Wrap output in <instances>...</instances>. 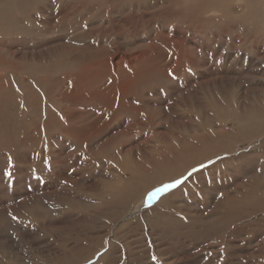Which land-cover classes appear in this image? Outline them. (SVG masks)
Instances as JSON below:
<instances>
[{"label": "rangeland", "instance_id": "rangeland-1", "mask_svg": "<svg viewBox=\"0 0 264 264\" xmlns=\"http://www.w3.org/2000/svg\"><path fill=\"white\" fill-rule=\"evenodd\" d=\"M62 13L64 16H61ZM182 33L184 36H181ZM117 56H119V58L115 60L114 57ZM113 60L118 61L119 64L113 66L115 63ZM177 61L180 63L178 64ZM200 61L201 64H197L200 63ZM176 65L178 67H175ZM193 65L195 67H193ZM93 67H96V70H92ZM182 67L185 68L183 69ZM174 69H177V71ZM173 71H176L177 75ZM179 71H181V73ZM96 72L106 77L105 83L108 89L111 88L114 91H121L119 92V96L125 101L127 107L123 112L118 109L113 112L109 109V111L107 106L106 111L103 105L95 102H92L94 104V107H92L93 104L91 102L73 103L65 98L67 94H72L74 90L80 89L79 86L76 85V82H81L82 78H87L88 75H92V73L94 75ZM142 73L145 74L143 78L139 79V83L134 86V90L130 93H126L128 84L134 80L135 76H139V74ZM211 74L212 76H210ZM0 75V236H2L3 240L9 241H11L13 237H17L21 242L20 244H22L19 250L18 248L16 249L15 245H12L10 250V247H6V249L0 247V250L3 248L4 256H7L6 260L3 259L0 261L1 264H14L10 261V258L15 253H19L18 255L20 257L18 262L20 264H36L37 259L42 260V263L38 262L37 264H44V262L45 264H52L51 261L46 262L48 258L54 256V251L48 249V246H50L48 239L49 237L52 238V235L47 231V226L52 227V219H54L56 212L61 211L59 210L60 207L75 209L74 207L82 206L84 209H92L94 205L91 201L94 200V197H100L102 195L104 190L103 184L106 181H112L110 175H117L115 173L119 170H124V168L125 171H127L126 168L130 166L129 163L131 164V162L135 161L137 164H141L139 166L148 170L156 168L155 166L164 160V162L158 166L163 165L166 158V160L176 159L173 149L176 146L178 148V145H181V143L193 145L203 140L206 145L207 140L210 141L211 139L215 142L213 141L214 143H212V141H208V146L212 144L210 149H214H212V152L208 147L212 153L208 159L206 158L207 160H204V163H202L203 160L199 159L197 160L198 163L192 167L190 166V169H187L188 171L182 176L175 180L160 183L157 188H162L164 185L170 184H175V186L169 188L166 192L160 193L156 199H148L146 195H148L147 193H149L150 190L145 193L146 195L143 196L141 199L142 201L139 202V205L136 207L140 212V216H137L139 219L135 221L134 226L121 223L125 227L120 228L118 220L112 223L113 225L111 226L110 220L112 218L109 216L113 215H109L106 219L108 227L104 229L106 231L109 230L105 238L106 244L88 260L89 263L84 262L83 264H94L99 258L97 256L110 251L112 244L119 247L121 250V253L115 254L116 262H118L113 264H119V262L124 259L123 257L126 256H130L129 259L133 262L134 257L131 255L133 242H136L137 245L139 244V247L141 246L140 251H144V254L140 252L141 256L144 255L142 257L144 259L142 264H173V262L174 264H241L242 262H244V264H251L253 261V264L264 263V256H262L264 255V189H262L260 193L261 198L259 197L257 201H244L246 202L245 205H239L240 212L237 211L235 214L229 213L225 221H223L222 218L220 219V214L218 212L219 204L228 203L232 205L238 198V192H241L240 194L242 195V192L249 191L248 185L251 181L253 182L256 180L264 188V160H261L264 159L263 133H259L258 136L259 139L261 138L260 140L262 142L259 144V148L256 143L257 141L255 143H250L248 140L239 141L235 145L237 150L233 151L225 149L226 145L223 144L224 142L229 143L230 141L234 145L235 138L237 140L236 133L239 131V127L245 128L248 131L253 128V120L250 115L256 113L254 110H257L259 113L263 112L260 113L262 119H259V123L263 122L264 124V0H0ZM176 76L177 79H175ZM210 80L214 83H210ZM96 81V86L94 88L92 87L93 90H96L99 86V79ZM113 82L115 83L113 84ZM118 83V88L115 89ZM208 84L210 85L208 86ZM192 85L193 87H191ZM251 85L254 87L252 86L251 88ZM188 86H190V89ZM243 86L245 88H243ZM186 87H188V89ZM166 90L169 92L167 93ZM139 91L140 93H138ZM57 96L58 98L60 96V98L58 99ZM211 97L214 100L211 99ZM229 97L231 98L232 107ZM165 98L167 99L165 100ZM174 98L177 99V102ZM203 99H205V101H203ZM158 100L161 101L159 102ZM179 100L181 102L185 101V104L179 102ZM210 101L212 106L210 104V108H208L207 106H209V104L207 105V103H210ZM219 101L221 102L219 103L221 106L217 104ZM193 102H195V106L197 107L193 105ZM228 102L229 104H227ZM136 104L140 105L138 106ZM143 104L146 105L147 108ZM95 105L98 107L97 109ZM87 106H90L91 109H88L89 107ZM222 106L224 107L222 108ZM244 106L246 107L245 112L248 116L247 119L231 120L235 114L232 113L234 109L236 110L237 107V111L235 112L239 111L238 113L241 115L240 111ZM229 107L233 108V110ZM92 108L95 109L94 113H96V116L93 114L92 111H94V109ZM140 108H142L143 111H141L142 109ZM163 109L166 112L164 111L163 113ZM211 109H213V113ZM158 110H160V112ZM229 110L232 111L230 112ZM96 111L100 112L102 117L106 116L103 117L104 120L100 118V113L98 115ZM102 111L106 113H102ZM152 111L154 113H151ZM156 111L159 117L156 116ZM180 112H182L183 115ZM170 114L172 115L170 116ZM125 115L127 117H125ZM216 115L217 121L214 118ZM225 115L227 118H224ZM97 116H99V118H96ZM188 116L189 119H187ZM107 117L109 119H107ZM143 117L146 120L143 121ZM177 117H180V119ZM149 118L153 121V124L148 120ZM212 118H214L213 121L218 122H215L218 125L213 123ZM112 119L115 121L112 122ZM133 120L135 121L133 122ZM139 120L140 122L135 123ZM128 121H130V123ZM88 122H92L90 124L91 126H89ZM154 122L156 124H154ZM137 126L139 128H137ZM130 128L134 129V131ZM162 128L165 129L162 131ZM157 129L161 132H158ZM260 129L264 132V125L260 126ZM64 130L68 133L66 134ZM102 130L103 133L101 132ZM125 130L126 132H124ZM151 130L152 132L155 130L154 132L156 133H150ZM222 130H224V132L232 130V133L230 132L229 135L230 138L232 137L231 140L228 136H226L227 138L219 136ZM233 131H235V133H233ZM200 132H203V136H200ZM94 133L95 135H92ZM130 133L132 134L130 135ZM159 133L161 134L158 135ZM194 133L198 134L200 137ZM142 135L143 137H141ZM145 135L148 136L146 137ZM196 137H199L198 140ZM203 137L206 138L204 139ZM200 138H202V140H199ZM178 139L180 140L178 141ZM191 139L194 140L192 141ZM167 141L168 143L166 144ZM186 141L188 143H186ZM39 143L41 146H39ZM138 143H140V146ZM81 144L86 145V147L84 145L81 146ZM255 146L257 150L252 151L256 149ZM222 147L223 150L225 149V151H227L224 152ZM216 148H218V150H216ZM80 150L83 151L81 152ZM112 151L113 153H111ZM261 151L263 153H261ZM125 153L127 156L124 155L122 157ZM71 154L73 156H71ZM39 155L41 157H38ZM102 155L105 157L102 158ZM91 156L92 160L89 159ZM172 156L174 157L171 158ZM232 156H235V159ZM70 157L72 158L69 159ZM158 157H160V159ZM230 157L233 159L230 160ZM239 157H243L240 159L245 162L244 164H246L247 167L249 166L248 169L251 168L249 171H246V174L241 171L243 175L240 170L237 169L241 162L238 160ZM247 157L250 161L246 160ZM50 158H53V160H50ZM73 158L75 160H73ZM226 158L228 159L227 162L224 160ZM44 159H46V161ZM109 161L112 163H109ZM52 162L54 163L52 164ZM219 162L222 163L219 164ZM143 163H145V165ZM147 163H150L149 166ZM227 163L228 165H233V167L231 166L230 168ZM59 164L61 165L60 167L58 166ZM108 165L109 167H107ZM255 165L258 167L256 168ZM260 165L262 167H260ZM235 166L237 170L234 168ZM259 167L262 169L260 170ZM208 168L209 170L207 171ZM228 169L229 171H227ZM79 170L82 172H79ZM102 170L108 174L103 173ZM233 171L236 172L237 175L233 173ZM8 173H11V175H8ZM205 173H207V175ZM209 174L210 177L212 176V179L209 177ZM229 176L230 178H228ZM239 177L242 178L244 182L241 181L242 179H239ZM187 180L193 183L190 182L191 186L189 184L187 188H183L188 182ZM177 181H180V183H176ZM212 187L216 188L213 189ZM211 189H213V191ZM216 189L219 191H216ZM172 190L175 196L176 191L178 192L177 198L179 200L177 199L178 202L174 205H179L180 214L182 218L185 219H183L185 228L193 229L194 231L197 230V227H200L201 230L211 228V231L208 230V233L203 230L205 232L204 234L207 236L206 239L196 241V243H186V246L184 245L183 249L178 252L177 255L165 253L163 248L159 247V245H161L160 237L151 234L153 232L150 230L149 222H147L148 219L144 214V211L154 206L162 195L169 193V191L172 192ZM192 193H195L194 195H196V197ZM209 195H211V197ZM249 196L250 195H245L244 199H248ZM212 197L214 198L213 201ZM36 202H38V205L35 204ZM47 203L50 205L45 206ZM55 205H57V207H55ZM249 210L253 211L251 212ZM235 215L238 218L237 221H234ZM100 220L104 219L100 218ZM42 222H44L45 225H43L44 223L42 224ZM46 222H48L49 225ZM143 222L146 225H143ZM28 224H35L36 227L41 228V231L31 234L29 232L30 230L26 227ZM87 224L91 228L95 227L93 223ZM232 224H234V226ZM219 226L222 230H220ZM100 227L95 228L96 231L100 230ZM43 230L48 233H45ZM126 235L127 237H124ZM152 239L156 241L155 244ZM145 240L147 241L146 243ZM30 241L35 247L30 244ZM87 241L88 240L85 239L84 243L89 245L90 242ZM138 241L140 243H138ZM203 242L204 244H202ZM214 242H217L216 245ZM243 242H246V244L242 245ZM260 243H262V245ZM60 244L63 246L62 242H60ZM208 247L210 249H208ZM87 249L79 255V258L74 256V261H82L81 259L91 252V250ZM84 253L85 255H83ZM36 257L38 258L36 259ZM252 257L253 259H251ZM120 258L123 259L121 260ZM4 261L7 262L5 263Z\"/></svg>", "mask_w": 264, "mask_h": 264}, {"label": "bare ground", "instance_id": "bare-ground-1", "mask_svg": "<svg viewBox=\"0 0 264 264\" xmlns=\"http://www.w3.org/2000/svg\"><path fill=\"white\" fill-rule=\"evenodd\" d=\"M63 2V1H62ZM64 3V2H63ZM167 4V3H166ZM62 5H65V4H62ZM242 5V4H241ZM68 7V6H67ZM130 7V6H129ZM60 8V7H59ZM58 8V9H59ZM63 8V7H62ZM65 8V7H64ZM61 9V8H60ZM67 9V8H66ZM64 10V9H63ZM61 11V10H60ZM66 11H68V10H66ZM69 12V11H68ZM67 12V13H68ZM217 12V11H216ZM63 15V13L61 14V16ZM67 15H69V14H67ZM153 15V14H152ZM162 15V14H161ZM166 15V14H165ZM169 15V14H168ZM64 16V15H63ZM171 16H172V14H171ZM56 17V16H55ZM169 17V16H168ZM170 18H172V17H170ZM177 18V17H176ZM58 19V18H57ZM160 19V18H159ZM168 19V18H167ZM158 20V19H157ZM169 22V21H168ZM60 23V22H59ZM184 25V24H183ZM56 26V25H55ZM176 26V25H175ZM181 26V25H180ZM121 27V26H120ZM175 30V29H174ZM180 30V29H179ZM172 32H174V31H172ZM184 32V31H183ZM141 33V32H140ZM171 33V32H170ZM131 34V33H130ZM161 34V33H160ZM169 34V33H168ZM172 34V33H171ZM170 34V35H171ZM134 35V34H133ZM176 35H177V33H176ZM130 36V35H129ZM135 36V35H134ZM178 36V35H177ZM181 36H184L183 35V33H182V35ZM85 37H87V36H85ZM163 37V36H162ZM179 38H180V36H179ZM184 38V37H183ZM181 39V38H180ZM185 39V38H184ZM141 40V39H140ZM156 40V39H155ZM120 41V40H119ZM61 44V43H60ZM89 44V43H88ZM150 44V43H149ZM191 44V43H190ZM108 47V46H107ZM196 47V46H195ZM119 48V47H118ZM68 49V48H67ZM147 49V48H146ZM198 49V48H197ZM196 49V50H197ZM66 51V50H65ZM64 51V52H65ZM119 51V50H118ZM120 51H123V50H120ZM125 53V52H124ZM123 53V54H124ZM145 53V52H144ZM116 54V53H115ZM134 56V55H133ZM149 56V55H148ZM157 56V55H156ZM131 57V56H130ZM145 57V56H144ZM195 57V56H194ZM117 58H119V56H117V57H114V59L116 60ZM127 58V57H126ZM129 58V57H128ZM149 58V57H148ZM130 59V58H129ZM115 60H113V62H115L114 64H113V66H115V65H117V64H119V62L118 61H115ZM135 60V59H134ZM154 60V59H153ZM163 60V59H162ZM169 60V59H168ZM187 60V59H186ZM190 60H191V58H190ZM193 60V59H192ZM193 61H195V60H193ZM142 62H144V61H142ZM149 62V61H148ZM189 62H191V61H189ZM204 62V61H203ZM150 63V62H149ZM149 63H147V64H149ZM158 63V62H157ZM160 63V62H159ZM177 63H178V61H177ZM180 63V62H179ZM178 63V64H179ZM197 63V62H196ZM100 64V63H99ZM137 64V63H136ZM177 64V65H178ZM197 64H201V61H200V63H197ZM165 65V64H164ZM174 65H175V63H174ZM175 66V67H178V66ZM195 65V64H194ZM193 65V67H195ZM90 66V65H89ZM169 66V65H168ZM98 67V66H97ZM174 67V66H173ZM187 67V66H186ZM188 67H189V65H188ZM206 67H207V65H206ZM77 68V67H76ZM83 68V67H82ZM96 67H93L92 68V70H96L95 69ZM150 68V67H149ZM183 68V67H182ZM185 68V67H184ZM183 68V69H184ZM181 69V68H180ZM179 69V70H180ZM209 69V68H208ZM154 70H155V68H154ZM165 70V69H164ZM174 70H176L177 71V69H174ZM206 70V69H205ZM248 70V69H247ZM84 71V70H83ZM86 71V70H85ZM126 71V70H125ZM133 71V70H132ZM153 71V70H152ZM167 71V70H166ZM174 72L176 75H177V72ZM183 71V70H182ZM185 71H187V70H185ZM3 72V71H2ZM101 72V71H100ZM136 72V71H135ZM171 72V71H170ZM180 73H181V71H179ZM240 72V71H239ZM247 72V71H246ZM129 73V72H128ZM179 73V74H180ZM124 74V73H123ZM144 74L145 73H142V74H139V76H135V78H134V80L133 81H131L129 84H128V88H127V91H126V93H130L131 91H133L134 90V86H136L138 83H139V79L140 78H143V76H144ZM170 74H172V73H170ZM253 74V73H252ZM126 75V74H125ZM128 75V74H127ZM148 75V74H147ZM206 75V74H205ZM204 75V76H205ZM207 75H209V74H207ZM215 75V74H214ZM240 75V74H239ZM248 75V74H247ZM1 76V75H0ZM166 76V75H165ZM170 76V75H169ZM174 76V75H173ZM172 76V77H173ZM180 76V75H179ZM210 76H212V74L210 75ZM3 77V76H2ZM74 77V76H73ZM120 77V76H119ZM122 77H124V76H122ZM161 77V76H160ZM163 77V76H162ZM186 77V76H185ZM229 77V76H228ZM241 77V76H240ZM246 77V76H245ZM80 78H81V76H80ZM96 78H98L99 79V81H98V84H99V86L97 87V89L96 90H93L92 89V87L94 88L95 86H96V84H95V81L96 80H98V79H96ZM125 78V77H124ZM129 78V77H128ZM131 78V77H130ZM159 78V77H158ZM165 78V77H164ZM168 78V77H167ZM170 78V77H169ZM210 78V77H209ZM232 78V77H231ZM248 78V77H247ZM253 78V77H252ZM255 78V77H254ZM106 77H104V75L103 74H101V73H99V72H96L94 75H93V73H92V75H88V77L86 78V77H84V78H82V80H81V82H76V85H78L79 86V88L80 89H76V90H74L73 92H72V94H67V96L65 97V98H67V99H69L70 101H72L73 103H79V102H95V103H99L100 105H103V108H105V110H106V106L108 107L107 109L109 110V109H111L112 110V112L113 111H116V109H118V110H122V112H123V110L125 109V108H127L126 107V105H125V101L122 99V97L121 96H119V92H121L120 90H119V92H118V90H112L111 88H109L108 89V86L106 85ZM114 79V78H113ZM112 79V80H113ZM175 79H177V76H176V78ZM194 79V78H193ZM218 79V78H217ZM229 79V78H228ZM74 80V79H73ZM126 80V79H125ZM170 80V79H169ZM207 80V79H206ZM220 80V79H219ZM224 80V79H223ZM251 80V79H250ZM75 81H77V80H75ZM108 81V80H107ZM119 81V80H118ZM124 81V80H123ZM172 81V80H171ZM226 81V80H225ZM230 81V80H229ZM233 81H235V80H233ZM249 81V80H248ZM97 82V81H96ZM120 82V81H119ZM125 82V81H124ZM169 82V81H168ZM189 82V81H188ZM252 82V81H251ZM73 83V82H72ZM115 82H113V84H114ZM174 83V82H173ZM202 83V82H201ZM210 83H212L211 82V80H210ZM214 83V82H213ZM212 83V84H213ZM254 83V82H253ZM252 83V84H253ZM256 83V82H255ZM190 84V83H189ZM193 84V83H192ZM236 84V83H235ZM259 84V83H258ZM75 85V86H76ZM118 85H119V83L117 84V86L115 87V89H117L118 88ZM184 85V84H183ZM188 85V84H187ZM210 84H208V86H209ZM254 85V84H253ZM253 85H251V88H252V86ZM77 86V87H78ZM139 86V85H138ZM186 86V85H185ZM200 86V85H199ZM202 86V85H201ZM255 86V85H254ZM253 86V87H254ZM76 87V88H77ZM170 87V86H169ZM189 87V89H190V86H188ZM188 87H186L187 89H188ZM191 87H193V85L191 86ZM196 87V86H195ZM206 87H207V84H206ZM197 88V87H196ZM215 88H217V87H215ZM243 88H245L244 86H243ZM263 88V87H262ZM170 89V88H169ZM176 89V88H175ZM183 89V88H182ZM192 89V88H191ZM208 89H209V87H208ZM220 89V88H219ZM218 89V90H219ZM246 89H248V88H246ZM260 89H261V87H260ZM139 90V89H138ZM183 90H185V89H183ZM211 90V89H210ZM214 90V89H213ZM216 90V89H215ZM167 91V90H166ZM190 91V90H189ZM194 91V90H193ZM201 91V90H200ZM217 91V90H216ZM169 91H167V93H168ZM170 92H171V90H170ZM188 92V91H187ZM197 92V91H196ZM249 92V91H248ZM138 93H140V91L138 92ZM137 93V94H138ZM180 93V92H179ZM183 93V92H182ZM198 93H199V91H198ZM215 93H218V92H215ZM239 93V92H238ZM166 94V93H165ZM171 94V93H170ZM177 94V93H176ZM181 94V93H180ZM184 94H185V92H184ZM188 94V93H187ZM189 94H190V92H189ZM212 94V93H211ZM211 94H209V95H211ZM124 95V94H123ZM178 95V94H177ZM186 95V94H185ZM225 95V94H224ZM125 96V95H124ZM143 96V95H142ZM152 96H154V95H152ZM162 96H163V94H162ZM174 96V95H173ZM184 96V95H183ZM211 96H213V95H211ZM166 97V96H165ZM176 97V96H175ZM57 98H58V96H57ZM57 98H56V100H57ZM59 98H60V96H59ZM58 98V99H59ZM129 98V97H128ZM143 98V97H142ZM164 98V97H163ZM187 98V97H186ZM189 98V97H188ZM195 98V97H194ZM220 98V97H219ZM230 98V97H229ZM130 99V98H129ZM137 99V98H136ZM159 99V98H158ZM167 98H165V100H166ZM175 99V101L177 100L176 98H174ZM183 99H184V97H183ZM190 99V98H189ZM200 99V98H199ZM211 99H213L212 97H211ZM218 99V98H217ZM224 99V98H223ZM151 100V99H150ZM214 100V99H213ZM220 100V99H219ZM140 101H141V99H140ZM159 101V100H158ZM161 101V100H160ZM159 101V102H160ZM203 101H205V99H203ZM209 101V100H208ZM212 101V100H211ZM211 101H210V103H207V105L209 104V106H207L208 108H210V104H211ZM252 101V100H251ZM55 102V101H54ZM67 102V101H66ZM145 102V101H144ZM171 102V101H170ZM177 102V101H176ZM175 102V103H176ZM179 102H181L180 100H179ZM185 101H183V102H181V103H184ZM189 102V101H188ZM217 102V101H216ZM225 102V101H224ZM223 102V103H224ZM148 103V102H147ZM187 103V102H186ZM194 104V106H195V102H193ZM198 103H200V102H198ZM213 103H214V101H213ZM219 103H221L220 101L217 103V104H219ZM89 104V103H88ZM93 104V103H92ZM142 104V103H141ZM146 104V103H145ZM166 104H169V103H166ZM165 104V105H166ZM185 104V103H184ZM216 104V105H217ZM226 104V103H225ZM227 104H229V102L227 103ZM236 104V103H235ZM250 104V103H249ZM253 104V103H252ZM255 104V103H254ZM257 104V103H256ZM73 105V104H72ZM133 105V104H132ZM136 105H138V104H136ZM136 105H134V106H136ZM140 105V104H139ZM138 105V106H139ZM144 105V104H143ZM142 105V106H143ZM156 105H158V104H156ZM163 105V104H162ZM171 105V104H170ZM220 105V104H219ZM222 105H224V104H222ZM230 105H231V98H230ZM229 105V106H230ZM262 105V104H261ZM82 106H83V103H82ZM91 106V105H90ZM90 106H87V107H89L88 109H91V107ZM137 106V107H138ZM145 107H146V105H144ZM144 106H143V108H144ZM174 106V105H173ZM175 106H176V104H175ZM188 106V105H187ZM192 106V105H191ZM211 106H212V104H211ZM221 106V105H220ZM219 106V107H220ZM227 106V105H226ZM251 106H253V105H251ZM80 107H81V105H80ZM92 107H94V104H93V106ZM95 107H96V105H95ZM129 107V106H128ZM150 107H152V106H150ZM156 107H158V106H156ZM167 107H168V105H167ZM170 107V106H169ZM195 107H197V106H195ZM217 107V106H216ZM224 106H222V108H223ZM231 107H232V105H231ZM255 107V106H254ZM254 107H253V109H254ZM263 107V106H262ZM261 107V108H262ZM98 107H96V109H97ZM147 108V107H146ZM171 108H173V107H171ZM183 108V107H182ZM211 108H213V107H211ZM218 108V107H217ZM226 108V107H225ZM230 108V107H229ZM228 108V109H229ZM245 106L243 107V108H241L242 110L240 111V113H241V115L238 113V112H235V111H237V107H236V110L234 109V112H232V113H235L234 114V117L231 119V120H233V119H238V120H242L243 118H246L247 119V113L245 112ZM260 108V107H259ZM55 109V108H54ZM92 109H94V108H92ZM139 109V108H138ZM140 109H142V108H140ZM157 109H159V108H157ZM184 109V108H183ZM188 109V108H187ZM214 109H215V105H214ZM230 109H232L233 110V108H230ZM80 110V109H79ZM103 110V109H102ZM127 110V109H126ZM175 110V109H174ZM192 110V109H191ZM194 110V109H193ZM197 110V109H196ZM200 110H201V107H200ZM210 110V109H209ZM212 110V113L214 112L213 111V109H211ZM220 110H221V108H220ZM231 110V111H232ZM61 111V110H60ZM81 111V110H80ZM79 111V112H80ZM99 111V110H98ZM107 111V110H106ZM110 111V110H109ZM108 111V112H109ZM131 111V110H130ZM134 111V110H133ZM141 111H143V109L141 110ZM151 111V110H150ZM153 111H155V110H153ZM151 112V113H154V112ZM159 112H160V110H158ZM164 109H163V113H164ZM189 111V110H188ZM195 111V110H194ZM202 111H203V109H202ZM207 111H208V109H207ZM230 111V110H229ZM230 111V112H231ZM93 112V114H95V116H96V113H94L95 112V109H94V111H92ZM97 112V111H96ZM105 112V111H104ZM103 111H102V113H104ZM127 112V111H126ZM166 112V111H165ZM187 112V111H186ZM211 112V111H210ZM209 112V113H210ZM216 112V111H215ZM222 112V111H221ZM254 112H256V113H254L253 115L251 114L250 116H251V118H252V120H253V128L251 129V130H246L245 128H242V127H239V131L236 133V135H237V140H236V138H235V142H234V145L229 141V143L228 142H224V140H223V144H225L226 145V147H225V149H227V150H237V148H236V143L237 142H239V141H242V140H248L250 143H255L256 141V143L258 144V148H259V144L260 143H262L261 142V138L259 139L258 138V136H259V133H263V135H264V132H262V130L260 129V126H263L264 124H263V122H261V123H259V119H262L261 118V114L260 113H263V112H258L257 110H254ZM74 113V112H73ZM98 113V115H99V113L100 112H97ZM106 113V112H105ZM128 113V112H127ZM135 113V112H134ZM181 114H182V112H180ZM184 113V112H183ZM207 113V112H206ZM218 113V112H217ZM231 113V114H232ZM72 114V113H71ZM76 114V113H75ZM113 114V113H112ZM112 114H111V117H112ZM117 114V113H116ZM120 114V113H119ZM130 114V113H129ZM136 114V113H135ZM144 114V113H143ZM150 114V113H149ZM157 111H156V116H157ZM178 114V113H177ZM198 114V113H197ZM196 114V115H197ZM201 114V113H200ZM204 114H205V112H204ZM230 114V115H231ZM102 114L100 113V116H101ZM107 115V114H106ZM109 115V114H108ZM118 115V114H117ZM153 115V114H152ZM162 115H165V114H162ZM172 114H170V116H171ZM183 115V114H182ZM219 115H220V113H219ZM222 115V114H221ZM45 116V115H44ZM77 116V115H76ZM87 116H88V114H87ZM91 116V115H90ZM94 116V115H93ZM139 116V115H138ZM141 116H143V115H141ZM212 116V115H211ZM233 116V115H232ZM69 117V116H68ZM71 117V116H70ZM78 117V116H77ZM103 117H106V116H103ZM102 116L100 117V118H102L103 120H104V118H103ZM125 117H127L126 115H125ZM155 117V116H154ZM153 117V118H154ZM157 117H159V116H157ZM205 117V116H204ZM208 117V116H207ZM206 117V118H207ZM210 117V116H209ZM213 117V116H212ZM221 117V116H220ZM226 117V115L224 116V118ZM89 118V117H88ZM88 118H87V120H88ZM93 118V117H92ZM91 118V119H92ZM96 118H99V116H97ZM118 118H119V116H118ZM117 118V119H118ZM121 118V117H120ZM123 118V117H122ZM131 118H132V116H131ZM151 118V117H150ZM150 118L148 119V120H150ZM161 118H163V117H161ZM165 118H166V116H165ZM171 118V117H170ZM178 118V117H177ZM182 118V117H181ZM191 118V117H190ZM193 118V117H192ZM199 118V117H198ZM215 119L217 118V115L214 117ZM214 118H212V121L214 120ZM222 118V117H221ZM227 118V117H226ZM52 119V118H51ZM61 119V118H60ZM107 119H109L108 117H107ZM116 119V118H115ZM134 119V118H133ZM139 119H141V118H139ZM178 119H180V117L178 118ZM187 119H189V116H188V118ZM196 119V118H195ZM200 119V118H199ZM198 119V120H199ZM94 120V119H93ZM100 120V119H99ZM124 120V119H123ZM131 120V119H130ZM144 120H146V119H144V117H143V121ZM147 120V121H148ZM151 120H152V118H151ZM150 120V121H151ZM162 120V119H161ZM164 120V119H163ZM166 120V119H165ZM174 120V119H173ZM177 120V119H176ZM182 120H183V118H182ZM184 120H185V118H184ZM194 120V119H193ZM226 120V119H225ZM230 120V121H231ZM47 121V120H46ZM110 121V120H109ZM113 121H115V120H113L112 119V122ZM122 121V120H121ZM135 120H133V122H134ZM150 121H148V122H150ZM158 121V120H157ZM175 121V120H174ZM177 121H179V120H177ZM216 121H217V119H216ZM216 121H213V123H215ZM61 122V121H60ZM69 122V121H68ZM90 122V121H89ZM88 122V123H89ZM108 122V121H107ZM129 123H130V121H128ZM138 122H140V120L139 121H136L135 123H138ZM152 122V124H153V121H151ZM163 122V121H162ZM193 122V121H192ZM202 122V121H201ZM200 122V123H201ZM70 123V122H69ZM92 123V122H91ZM91 123H89V126H91L90 124ZM96 123V122H95ZM105 123V122H104ZM110 123V122H109ZM121 123V122H120ZM132 123V122H131ZM160 123V122H159ZM176 123V122H175ZM194 123V122H193ZM216 123H218V122H216ZM215 123V124H216ZM44 124V123H43ZM42 124V125H43ZM68 124V123H67ZM97 124V123H96ZM100 124V123H99ZM102 124V123H101ZM154 124H156L155 122H154ZM165 124V123H164ZM180 124V123H179ZM197 124V123H196ZM195 124V125H196ZM51 125V124H50ZM103 125V124H102ZM116 125V124H115ZM121 125V124H120ZM130 125V124H129ZM134 125V124H133ZM136 125V124H135ZM151 125V124H150ZM160 125H161V123H160ZM203 125V124H202ZM206 125V124H205ZM209 125V124H208ZM216 125H218V124H216ZM83 126V125H82ZM113 126V125H112ZM145 126V125H144ZM143 126V127H144ZM207 126V125H206ZM215 126V125H214ZM71 127V126H70ZM107 127V126H106ZM130 127V126H129ZM139 127H140V125H139ZM138 126H137V128H139ZM142 127V128H143ZM152 127V126H151ZM163 127V126H162ZM190 127V126H189ZM216 127V126H215ZM225 127V126H224ZM227 127V126H226ZM238 127V126H237ZM49 128V127H48ZM56 128V127H55ZM82 128V127H81ZM80 128V129H81ZM88 128V127H87ZM97 128V127H96ZM105 128V127H104ZM120 128V127H119ZM169 128V127H168ZM170 128H171V126H170ZM169 128V129H170ZM195 128V127H194ZM202 128V127H201ZM204 128H206V127H204ZM214 128V127H213ZM218 128H220V127H218ZM217 128V129H218ZM221 128H223V127H221ZM69 129H71V128H69ZM78 129V128H77ZM94 129V128H93ZM109 129V128H108ZM124 129V128H123ZM131 130H133L134 131V129H132V128H130ZM141 129V128H140ZM159 129V128H158ZM157 129V131L158 132H161V131H159ZM163 129H165V128H162V131H163ZM182 129V128H181ZM207 129V128H206ZM216 129V130H217ZM227 129V128H226ZM52 130V129H51ZM51 130H49V131H51ZM56 130V129H55ZM68 130V129H67ZM103 130H105V129H103ZM103 130L101 131L102 133H103ZM137 130H139V129H137ZM145 130V129H144ZM238 130V129H237ZM61 131V130H60ZM63 131V130H62ZM86 131V130H85ZM115 131V130H114ZM136 131V130H135ZM155 131V130H154ZM153 131V132H154ZM167 131H170V130H167ZM199 131H201V130H199ZM232 130H230V131H228V132H224V130H222L221 131V133H220V135L219 136H222V137H224V138H227L226 136H228L229 138H230V132H231ZM53 132V131H52ZM64 132L66 133V131L64 130ZM72 132V131H71ZM78 132V131H77ZM106 132H108V131H106ZM124 132H126V130L124 131ZM152 132V130H151V132L150 133H153ZM183 132V131H182ZM185 132V131H184ZM188 132V131H187ZM198 132V131H197ZM196 132V133H197ZM204 132H206V131H204ZM215 132V131H214ZM68 133V132H67ZM66 133V134H67ZM90 133V132H89ZM88 133V134H89ZM111 133V132H110ZM134 133V132H133ZM154 133H156V132H154ZM196 133H194V134H196ZM201 133V132H200ZM199 133V134H200ZM203 133V132H202ZM202 133L200 134V136L202 135ZM210 133V132H209ZM232 133V132H231ZM233 133H235V131H233ZM50 134V133H49ZM54 134V133H53ZM56 134V133H55ZM62 134V133H61ZM70 134V133H69ZM74 134V133H73ZM75 134L77 135V133L75 132ZM97 134V133H96ZM109 134V133H108ZM107 134V135H108ZM132 133H130V135H131ZM135 134V133H134ZM161 133H159L158 135H160ZM163 134V133H162ZM165 134V133H164ZM172 134V133H171ZM192 134V133H191ZM207 134V133H206ZM211 134V133H210ZM57 135V134H56ZM92 135H95V133L94 134H92ZM98 135V134H97ZM96 135V136H97ZM99 135H100V133H99ZM110 135V134H109ZM137 135V134H136ZM173 135V134H172ZM187 135H189V134H187ZM193 135V134H192ZM196 135H198V134H196ZM196 135H194V136H196ZM235 135V134H234ZM235 135V136H236ZM59 136V135H58ZM61 136V135H60ZM78 136V135H77ZM146 136V135H145ZM144 136V137H145ZM148 136V135H147ZM146 136V137H147ZM154 136V135H153ZM171 136V135H170ZM183 136V135H182ZM199 136V135H198ZM199 136V137H200ZM203 136V135H202ZM55 137V136H54ZM69 137V136H68ZM94 137V136H93ZM110 137V136H109ZM141 137H143V135L141 136ZM184 137V136H183ZM182 137V138H183ZM187 137V136H186ZM198 137V138H199ZM217 137H218V134H217ZM35 138V137H34ZM63 138V137H62ZM61 138V139H62ZM71 138V137H70ZM74 138V137H73ZM88 138V137H87ZM92 138V137H91ZM107 138V137H106ZM105 138V139H106ZM150 138V137H149ZM198 138L196 137V139L198 140ZM204 138V137H203ZM206 138V137H205ZM204 138V139H205ZM211 138V137H210ZM209 138V139H210ZM232 138V137H231ZM231 138H230V140H231ZM43 139H45V138H43ZM65 139V138H64ZM80 139V138H79ZM82 139V138H81ZM101 139V138H100ZM144 139V138H143ZM170 139V138H169ZM185 139V138H184ZM190 139V138H189ZM195 139V140H196ZM219 139V138H218ZM56 140H57V138H56ZM59 140V139H58ZM84 140V139H83ZM98 140V139H97ZM145 140V139H144ZM160 140V139H159ZM180 139H178V141H179ZM192 141L194 140V139H191ZM196 140V141H197ZM199 140H202V138H200ZM55 141V140H54ZM60 141V140H59ZM94 141H96V140H94ZM148 141V140H147ZM149 141H150V139H149ZM148 141V142H149ZM152 141V140H151ZM190 141V140H189ZM209 140H207V143H206V145H205V143H204V141L202 140V141H197V142H199L198 144H193L192 142V144L193 145H185V144H183V143H181V145H178V148H177V146L176 147H174V149H173V151L175 152V155L174 156H176V159H174L173 157L174 156H172L171 158H173V159H171V160H166L165 159V163L163 164V165H160V166H158L159 164H161L162 162H164V160L161 162V163H158L155 167L156 168H152V169H144L142 166H139V165H141V164H137V162H135V161H133V162H131V164L129 163V168H126L127 169V171H125V168H124V170H117L118 172L117 173H115V174H117V175H113V176H111L110 175V179L112 180V181H110V182H108V181H106L104 184H103V192H102V195L100 196V197H98V196H96V197H94V200L93 201H91L92 203H93V208L92 209H84L82 206H78V207H74L75 209H70V208H68V207H60V209L59 210H61V211H59V212H56V214H55V216H54V219H52V227H48L47 226V231L52 235V238L51 237H49V239H48V241L50 242V246H48V249L49 250H53L54 251V256H51V258H48L47 259V261L46 262H50L51 261V263L52 264H83L84 262H88V260L89 259H91L94 255H95V253L97 252V251H100V249L101 248H103L104 247V245L106 244V241H105V238H106V236L108 235V231L109 230H104V229H106V227H108V224H107V221H106V219H107V217L109 216V215H113V216H109V217H111L112 219L110 220L111 222H110V224H111V226L113 225L112 223H115V221L116 220H118V222L120 223V228H124L125 226H123L121 223H124L125 225H129V224H131V226H134V223H135V221L137 220V219H139L137 216H140V212L136 209V207H137V205H139V202H141L142 200V198H143V196L144 195H146L145 193L146 192H148L149 190V193H152L153 191H155L156 189H158L157 188V186L160 184V183H162V182H165V181H171V180H175L176 178H178V177H180V176H182L183 174H185L190 168V166L192 167V166H194L196 163H198V161L197 160H203L202 161V163H204V160H207L210 156H211V153L213 152L212 151V149H214V148H211L210 149V146H212V144L210 145V146H208V143L209 142H211L212 141V143H214L215 141L214 140H210L209 142H208ZM214 141V142H213ZM218 141H220V140H218ZM43 142V141H42ZM46 142V141H45ZM50 142V141H49ZM61 142V141H60ZM86 142V141H85ZM141 142V141H140ZM184 142V141H183ZM264 142V141H263ZM69 143V142H68ZM101 143V142H100ZM107 143V142H106ZM168 143V141L166 142V144ZM186 143H188L187 141H186ZM190 143V142H189ZM54 144H55V142H54ZM88 144V143H87ZM90 144V143H89ZM95 144V143H94ZM156 144V143H155ZM221 144V143H220ZM239 144V143H238ZM249 144V143H248ZM82 145H84V144H81V146ZM107 145V144H106ZM134 145V144H133ZM138 145L140 146V143H138ZM222 145V144H221ZM221 145H219V146H221ZM39 146H41L40 145V143H39ZM45 146V145H44ZM85 147H86V145H84ZM89 146V145H88ZM87 146V147H88ZM95 146V145H94ZM130 146H132V145H130ZM134 146H136V145H134ZM138 146V147H139ZM149 146V145H148ZM215 146V145H214ZM213 146V147H214ZM264 146V145H263ZM43 147V146H42ZM151 147V146H150ZM156 147H157V145H156ZM208 147H209V149L212 151H210L209 149H208ZM215 147H217V146H215ZM248 147H249V145H248ZM253 147H254V145H253ZM64 148V147H63ZM83 148V147H82ZM89 148V147H88ZM130 148V147H129ZM132 148V147H131ZM137 148V147H136ZM135 148V149H136ZM145 148V147H144ZM147 148V147H146ZM247 148V147H246ZM255 148H256V146H255ZM264 148V147H263ZM153 149V148H152ZM225 149L223 150V147H222V150L224 151V152H226L225 151ZM249 149V148H248ZM134 150V149H133ZM139 150V149H138ZM142 150V149H141ZM216 150H218V148H216ZM221 150V151H222ZM241 150H243V149H241ZM257 150V148L256 149H253L252 151H256ZM50 151H51V149H50ZM81 151V150H80ZM83 151V150H82ZM81 151V152H82ZM115 151V150H114ZM125 151H126V149H125ZM167 151V150H166ZM222 151V152H223ZM245 151V150H244ZM248 151V150H247ZM260 151V150H259ZM66 152V151H65ZM116 152V151H115ZM139 152V151H138ZM142 152V151H141ZM146 152V151H145ZM237 152V151H236ZM241 152V151H240ZM250 152V151H249ZM264 152V151H263ZM262 151H261V153H263ZM53 153H54V151H53ZM89 153V152H88ZM111 153H113V151L111 152ZM121 153V152H120ZM129 153V152H128ZM156 153V152H155ZM168 153V152H167ZM228 153V152H227ZM57 154V153H56ZM59 154V153H58ZM68 154V153H67ZM76 154V153H75ZM78 154H80V153H78ZM77 154V155H78ZM105 154V153H104ZM139 154H140V152H139ZM142 154V153H141ZM153 154V153H152ZM165 154V153H164ZM237 154H239V153H237ZM249 154V153H248ZM54 155V154H53ZM83 155V154H82ZM87 155V154H86ZM92 155V154H91ZM107 155V154H106ZM122 155V154H121ZM127 156L126 155V153L125 154H123L122 155V157L123 156ZM161 155V154H160ZM170 155V154H169ZM14 156V155H13ZM60 156H61V154H60ZM66 156V155H65ZM71 156H73L72 154H71ZM103 156V155H102ZM129 156V155H128ZM224 156V155H223ZM236 156H238V155H236ZM242 156V155H241ZM247 156V155H246ZM15 157H16V155H15ZM19 157V156H18ZM38 157H41L40 155L38 156ZM51 157V156H50ZM57 157V156H56ZM100 157H101V155H100ZM105 156H103L102 158H104ZM119 157H121V156H119ZM121 157V158H122ZM133 157V156H132ZM139 157H141V156H139ZM196 157V158H195ZM232 157H234V159H235V156H232ZM232 157H230V160L231 159H233ZM255 157V156H254ZM63 158V157H62ZM72 157H70L69 159H71ZM75 158V157H74ZM73 158V160H75ZM111 158V157H110ZM143 158V157H142ZM159 159H160V157H158ZM207 158V159H206ZM240 158H243V157H239V159L238 160H240L241 161V159ZM18 159V158H17ZM68 159V158H67ZM68 159V160H69ZM89 159H91L92 160V156H91V158H89ZM146 159V158H145ZM154 159V158H153ZM237 159V158H236ZM259 159V158H258ZM257 159V160H258ZM39 160V159H38ZM45 161H46V159H44ZM50 160H53V158L51 159L50 158ZM62 160H64V159H62ZM84 160V159H83ZM97 160H98V158H97ZM140 160V159H139ZM155 160V159H154ZM153 160V161H154ZM223 160V159H222ZM224 160H226V162H227V158L226 159H224ZM243 160V159H242ZM246 160H248V157H247V159ZM261 160H264V159H261ZM13 161V160H12ZM55 161V160H54ZM56 161H57V159H56ZM59 161H60V159H59ZM89 161V160H88ZM114 161H116V160H114ZM144 161V160H143ZM210 161H211V159H210ZM233 161V160H232ZM248 161H250V159L248 160ZM253 161V160H252ZM254 161H256V160H254ZM47 162H48V160H47ZM61 162V161H60ZM68 162V161H67ZM92 162V161H91ZM111 161H109V163H110ZM119 162V161H118ZM148 162V161H147ZM156 162V161H155ZM159 162V161H158ZM177 162V163H176ZM241 162H243V161H241ZM240 162V164L238 165V167H237V169L238 170H240V172L241 171H243V172H245V174H246V171H249L251 168H249L248 169V167L246 166V164H244L245 162H243V163H241ZM257 162V161H256ZM258 162H262V161H258ZM15 163H17V162H15ZM54 162H52V164H53ZM57 163V162H56ZM84 163V162H83ZM93 163V162H92ZM95 163V162H94ZM112 163V162H111ZM140 163V162H139ZM213 163V162H212ZM222 162H219V164H221ZM224 163H225V161H224ZM232 163V162H231ZM233 163H235V162H233ZM263 163H264V161H263ZM13 164V163H12ZM49 164V163H48ZM51 164V163H50ZM65 164V163H64ZM117 164V163H116ZM120 164V163H119ZM144 165H145V163H143ZM148 164V163H147ZM146 164V165H147ZM150 164V163H149ZM149 164H148V166H149ZM237 164H238V162H237ZM250 164V163H249ZM252 164V163H251ZM254 164H256V163H254ZM57 165V164H56ZM109 165H111V164H109ZM109 165L107 166V167H109ZM153 165V164H152ZM227 165H228V163H227ZM253 165V164H252ZM55 166V165H54ZM59 167L61 166L60 164L58 165ZM62 166H64V165H62ZM112 166V165H111ZM215 166H216V164H215ZM228 166H230V168H231V166L233 167V165H228ZM264 166V165H263ZM56 167V166H55ZM147 167V166H146ZM223 167H224V165H223ZM254 167V166H253ZM255 167L257 168L258 166H256L255 165ZM260 167H262L261 165H260ZM259 167V168H260ZM74 168V167H73ZM207 168V167H206ZM210 168V167H209ZM209 168L207 169V171L209 170ZM227 168H229V167H227ZM235 169H236V166L234 167ZM258 168V169H259ZM91 169V168H90ZM122 169V168H121ZM188 169V170H187ZM215 169V168H214ZM221 169V168H220ZM233 169V168H232ZM236 169V170H237ZM262 168H260V170H261ZM63 170V169H62ZM105 170V169H104ZM116 170V169H115ZM210 170H212V169H210ZM222 170V169H221ZM231 170V169H230ZM235 170V171H236ZM255 170V169H254ZM253 170V171H254ZM20 171V170H19ZM103 171V170H102ZM223 171V170H222ZM227 171H229V169L227 170ZM258 171V170H257ZM48 172V171H47ZM56 172H58V171H56ZM79 172H82V171H80L79 170ZM101 172V171H100ZM215 172V171H214ZM240 172L238 171V173L240 174ZM243 172H241V174L243 175ZM103 173H107V172H104L103 171ZM203 173V172H202ZM201 173V174H202ZM209 173H211V172H209ZM233 173H235L236 174V172H234L233 171ZM252 173V172H251ZM258 173V172H257ZM260 173V172H259ZM53 174V173H52ZM56 174V173H55ZM108 174V173H107ZM198 174V173H197ZM206 175H207V173H205ZM221 174H222V172H221ZM221 174H220V177H221ZM225 174V173H224ZM231 174H232V172H231ZM235 174H233V175H235ZM56 175H58V174H56ZM60 175H61V173H60ZM82 175V174H81ZM85 175V174H84ZM91 175V174H90ZM199 175H200V173H199ZM223 175V174H222ZM233 175H230V176H233ZM237 175V174H236ZM241 175V176H242ZM260 175V174H259ZM263 175H264V173H263ZM53 176V175H52ZM64 176V175H63ZM66 176V175H65ZM108 176V175H107ZM195 176V175H194ZM198 176V175H197ZM216 176H217V172H216ZM226 176V175H225ZM230 176L228 177V178H230ZM240 176V177H241ZM200 177V176H199ZM204 177H205V175H204ZM209 177H210V174H209ZM212 177V176H211ZM210 177V178H211ZM223 177V176H222ZM238 177V176H237ZM239 177V179H242V178H240ZM244 177V176H243ZM7 178V177H6ZM54 178H57V177H54ZM59 178V177H58ZM61 178V177H60ZM66 178V177H65ZM97 178V177H96ZM100 178V177H99ZM208 178V177H207ZM227 178V179H228ZM235 178V177H234ZM245 178V177H244ZM62 179V178H61ZM63 179H64V177H63ZM88 179V178H87ZM89 179H90V177H89ZM202 179L204 180V178L202 177ZM212 179V178H211ZM226 179V180H227ZM233 179V178H232ZM246 179H248V178H246ZM245 179V180H246ZM258 179H260V178H258ZM91 180V179H90ZM194 180H195V178H194ZM206 180V179H205ZM222 180V179H221ZM252 180H253V178H252ZM56 181V180H55ZM70 181V180H69ZM188 181V180H187ZM192 181H193V178H192ZM192 181H190V182H192ZM214 181V180H213ZM237 181V180H236ZM240 181V180H239ZM241 181H243V179L241 180ZM251 181V180H250ZM190 182L188 181L184 186H183V188H187L188 187V185L190 184ZM212 182V181H211ZM231 182V181H230ZM244 182V181H243ZM246 182V181H245ZM59 183V182H58ZM193 183V182H192ZM198 183V182H197ZM203 183V182H202ZM214 183H217V182H214ZM222 183V182H221ZM220 183V184H221ZM225 183V182H224ZM236 183H238V182H236ZM61 184V183H60ZM204 184H208V183H204ZM228 184V183H227ZM230 184V183H229ZM243 184V183H242ZM58 186V185H57ZM162 186V185H161ZM160 186V187H161ZM181 186V187H182ZM190 186H191V184H190ZM206 186V185H205ZM241 186V185H240ZM245 186V185H244ZM154 187V188H153ZM201 187H202V184H201ZM210 187V186H209ZM57 188V187H56ZM153 188V189H152ZM156 188V189H155ZM213 189H215L214 187H212ZM221 188V187H220ZM219 188V189H220ZM240 188V187H239ZM246 188V187H245ZM213 189H211L212 191H213ZM221 189H223V188H221ZM242 189V188H241ZM262 189H264L262 186H261V184H259V182H257L256 180L255 181H251V183H249V185H248V190L249 191H244V192H242V195L240 194L241 192H238L239 194H238V198L236 199V201L233 203V201H232V205H229L228 203H222V204H219V214H220V219L222 218L223 219V221H225L226 219H227V217L229 216V213H233V214H235V213H237V211L238 212H240V208H239V205L240 204H246V202H244V201H249V200H256L257 201V199L260 197L261 198V196H260V193L262 192ZM55 190V189H54ZM76 190V189H75ZM99 190V189H98ZM100 190H102V189H100ZM204 190V189H203ZM210 190V191H211ZM218 189H216V191H217ZM188 191L190 192V190L188 189ZM206 191V190H205ZM204 191V192H205ZM219 191V190H218ZM224 191V190H223ZM234 191V190H233ZM63 192V191H62ZM69 192V191H68ZM97 192V191H96ZM203 192V193H204ZM55 193V192H54ZM53 193V194H54ZM58 193V192H57ZM149 193H147L148 195H146V196H149ZM183 193V192H182ZM181 193V194H182ZM210 193V192H209ZM264 193V192H263ZM262 193V194H263ZM24 194V193H23ZM50 194H51V192H50ZM80 194V193H79ZM97 194V193H96ZM95 194V195H96ZM178 194V192L176 191V196H175V193L173 192V190H172V192H170L169 191V193H165L164 195H162L160 198H159V200H158V202H156L155 204H154V206H152L151 208H149L147 211H144V214H145V216L147 217V222H149V227H150V230L153 232V233H151V234H155L156 236L158 235L159 237H160V241H161V245H159V247H161V248H163V251L165 252V253H172V254H174V255H177L178 254V252H180L182 249H183V247H184V245L186 246V243H196V241H199V240H203V239H206V235L204 234L205 232H207L208 233V230L209 231H211L210 229H208L207 228V230H205V229H203V230H205V232L203 231V230H201V228L200 227H197V230L196 231H194L193 229H189V228H185V225H184V218H182V215L180 214V209H179V205L178 206H175L174 204L175 203H177L178 201H177V195ZM180 194V193H179ZM193 194V193H192ZM195 194V193H194ZM193 194V195H194ZM205 194V193H204ZM35 195V194H34ZM100 195V194H99ZM183 195H185V194H183ZM182 195V196H183ZM193 195H192V197H193ZM245 195H250L249 196V198L248 199H244V196ZM264 195V194H263ZM20 196V195H19ZM50 196V195H49ZM54 196V195H53ZM195 197H196V195H194ZM210 197H211V195H209ZM225 196V195H224ZM31 197H32V195H31ZM42 197H44V196H42ZM74 197V196H73ZM88 197V196H87ZM204 197V196H203ZM248 197V196H247ZM25 198V197H24ZM57 198V197H56ZM72 198V197H71ZM246 198V197H245ZM184 199H186V198H184ZM213 197H212V201H213ZM216 199V198H215ZM218 199V198H217ZM228 199V198H227ZM235 199V198H234ZM45 200V199H44ZM43 200V201H44ZM80 200V199H79ZM179 200V199H178ZM201 200V199H200ZM24 201V200H23ZM36 201V200H35ZM46 201V200H45ZM58 201V200H57ZM78 201V200H77ZM185 201V200H184ZM59 202V201H58ZM188 202V201H187ZM205 201L203 200V203H204ZM215 202V201H214ZM226 202V201H225ZM29 203V202H28ZM38 202H36L35 204H37ZM39 203H41V202H39ZM49 203V202H48ZM47 203V205H45V206H48V205H50V204H48ZM80 203V202H79ZM263 203V202H262ZM24 204V203H23ZM32 204V203H31ZM34 204V205H35ZM46 204V203H45ZM70 204H71V201H70ZM180 204V203H179ZM205 204V203H204ZM26 205V204H25ZM38 205V204H37ZM52 205V204H51ZM85 205V204H84ZM186 205V204H185ZM184 205V206H185ZM218 205V204H217ZM252 205V204H251ZM255 205V204H254ZM16 206H18V205H16ZM21 206V205H20ZM27 206H28V204H27ZM33 206V205H32ZM42 206H43V204H42ZM54 206V205H53ZM181 206V205H180ZM189 206V205H188ZM191 206V205H190ZM214 206V205H213ZM256 206V205H255ZM55 207H57V205H55ZM90 207V206H89ZM182 207V206H181ZM205 207V206H204ZM243 207V206H242ZM254 207V206H253ZM257 207V206H256ZM50 208V207H49ZM88 208V207H87ZM189 208V207H188ZM263 208V207H262ZM55 209V208H54ZM257 209H258V207H257ZM264 209V208H263ZM40 210V209H39ZM49 210V209H48ZM184 210V209H183ZM186 210V209H185ZM199 210V209H198ZM209 210V209H208ZM246 210V209H245ZM262 210V209H261ZM30 211H31V209H30ZM44 211V210H43ZM57 211V210H56ZM182 211V210H181ZM205 211V210H204ZM212 211H214V210H212ZM244 211V210H243ZM243 211H242V213H243ZM248 211V210H247ZM249 211H251V210H249ZM253 211V210H252ZM251 211V212H252ZM3 212H5V211H3ZM40 212V211H39ZM44 212H46V211H44ZM43 212V213H44ZM48 212V211H47ZM177 212H179V213H177ZM183 212V211H182ZM200 212V211H199ZM256 212V211H255ZM28 213V212H27ZM30 213V212H29ZM196 213V212H195ZM206 213V212H205ZM241 213V214H242ZM21 214V213H20ZM40 214H42V213H40ZM54 214V213H53ZM143 214V213H142ZM183 214V213H182ZM215 214V213H214ZM218 214V215H219ZM251 214V213H250ZM262 214V213H261ZM15 215V214H14ZM44 215V214H43ZM46 215V214H45ZM185 215V214H184ZM212 215V214H211ZM249 215V214H248ZM21 216H23V215H21ZM47 216V215H46ZM187 216H188V214H187ZM186 216V217H187ZM190 216V215H189ZM193 216V215H192ZM191 216V217H192ZM196 216V215H195ZM214 216V215H213ZM212 216V217H213ZM253 216V215H252ZM258 216V215H257ZM261 216V215H260ZM42 217H44V216H42ZM53 217V216H52ZM211 217V216H210ZM209 217V218H210ZM217 217V216H216ZM261 217H263V216H261ZM19 218V217H18ZM34 218V217H33ZM100 218H102V219H104V220H100ZM204 218V217H203ZM208 218V217H207ZM253 218V217H252ZM260 218V217H259ZM2 219V218H1ZM44 219V218H43ZM184 219V220H183ZM188 219V218H187ZM229 219V218H228ZM231 219H232V215H231ZM8 220V219H7ZM13 220V219H12ZM25 220V219H24ZM49 220V219H48ZM238 220V218H237V216L235 215V218H234V221H237ZM260 220V219H259ZM258 220V221H259ZM32 221V220H31ZM34 221V220H33ZM192 221V220H191ZM195 221V220H194ZM246 221H247V219H246ZM251 221H253V220H251ZM22 222V221H21ZM187 222V221H186ZM185 222V223H186ZM241 222V221H240ZM263 222V221H262ZM44 222H42V224H43ZM47 224H48V222H46ZM87 223H93V225L95 224V227L94 228H91V227H89L88 226V224ZM118 223V224H119ZM202 223V222H201ZM208 223H209V221H208ZM213 223V222H212ZM247 223V222H246ZM251 223V222H250ZM26 224V223H25ZM32 224V223H31ZM31 224H28L26 227L30 230L29 232L31 233V234H34L35 232H37V231H41V228H39V227H36L35 226V224L34 225H31ZM41 224V223H40ZM46 224V225H47ZM106 224V225H105ZM139 224H140V222H139ZM204 224V223H203ZM238 224V223H237ZM2 225V224H1ZM43 225H45V223L43 224ZM49 225V224H48ZM104 225V226H103ZM143 225H146V224H144V222H143ZM148 225V224H147ZM233 226H234V224H232ZM240 225H241V223H240ZM248 225V224H247ZM38 226V225H37ZM101 226V227H100ZM187 226V225H186ZM194 226V225H193ZM97 227H100L99 229L100 230H98V231H96V229L95 228H97ZM222 227V226H221ZM228 227V226H227ZM226 227V228H227ZM240 227V226H239ZM13 228V227H12ZM44 228V227H43ZM110 228V227H109ZM117 228V227H116ZM144 228V227H143ZM142 228V229H143ZM219 228H220V226H219ZM235 228V227H234ZM258 228V227H257ZM16 229V228H15ZM113 229V228H112ZM111 229V230H112ZM140 229V228H139ZM215 229V228H214ZM223 229H225V228H223ZM255 229V228H254ZM25 230V229H24ZM115 230V229H114ZM127 230V229H126ZM216 230V229H215ZM220 230H222V228H220ZM220 230H218V231H220ZM249 230V229H248ZM44 231V230H43ZM121 231V230H120ZM119 231V232H120ZM214 231V230H213ZM232 231V230H231ZM231 231H230V233H231ZM236 231V230H235ZM234 231V232H235ZM12 232V231H11ZM25 232V231H24ZM33 232V233H32ZM45 232V231H44ZM48 232H45V233H48ZM127 232V231H126ZM150 232V231H149ZM222 232V231H221ZM249 232H251V231H249ZM115 233H117V234H119L118 232H115ZM215 233V232H214ZM214 233H213V235H214ZM242 233V232H241ZM13 234V233H12ZM29 234V233H28ZM44 234V233H43ZM210 234V233H209ZM46 235V234H45ZM128 235V234H127ZM127 235L126 236H124V237H127ZM149 235V234H148ZM243 235V234H242ZM254 235V234H253ZM22 236V235H21ZM116 236V235H115ZM118 236H120V235H118ZM133 236H135V235H133ZM133 236H132V238H133ZM150 236V235H149ZM148 236V237H149ZM227 236V235H226ZM228 236H229V234H228ZM234 236H235V234H234ZM257 236V235H256ZM44 237V236H43ZM47 237V236H46ZM114 237V236H113ZM141 237V236H140ZM147 237V236H146ZM239 237V236H238ZM86 240H88L87 242H90L91 244H92V246H91V244L89 243V245H86V243H84L85 242V239ZM129 238V237H128ZM142 238V237H141ZM228 238V237H227ZM241 238H242V236H241ZM123 239V238H122ZM135 239V238H134ZM133 239V240H134ZM136 239H137V237H136ZM144 239V238H143ZM157 239V238H156ZM159 239V238H158ZM215 239V238H214ZM218 239V238H217ZM233 239V238H232ZM236 239V238H235ZM243 239V238H242ZM249 239V238H248ZM261 239V238H260ZM108 240V239H107ZM234 240V239H233ZM259 240V239H258ZM22 241V240H21ZM33 241V240H32ZM47 241V242H48ZM117 241V240H116ZM122 241V240H121ZM152 241H154L153 239H152ZM230 241V240H229ZM238 241V240H237ZM26 242V241H25ZM43 242V241H42ZM60 242H62L63 243V246L60 244ZM74 242H76V243H74ZM113 242V241H112ZM127 242V241H126ZM130 242H131V240H130ZM147 241L145 240V243H146ZM150 242V241H149ZM159 242V241H158ZM234 242V241H233ZM260 242V241H259ZM21 242L18 240V238L17 237H13L12 238V240L11 241H9V240H3L2 239V236H0V247H3L4 249H6V247H10L9 248V250L11 249V246L12 245H15L16 246V249L18 248V250L20 249V246L22 245V244H20ZM44 243V242H43ZM124 243H125V241H124ZM138 243H140L139 241H138ZM152 243V242H151ZM156 243V241H154V244ZM206 243V242H205ZM215 243V242H214ZM217 243V242H216ZM216 243H215V245H216ZM237 243V242H236ZM251 243V242H250ZM253 243V242H252ZM263 243V242H262ZM262 243H260L261 245H262ZM30 244H31V241H30ZM49 244V243H48ZM118 244V243H117ZM127 244V243H126ZM125 244V245H126ZM202 244H204V242L202 243ZM219 244V243H218ZM224 244V243H223ZM244 244H246V242L244 243L243 242V244L242 245H244ZM259 244V245H260ZM32 245V244H31ZM128 245V244H127ZM139 245V244H138ZM137 244H136V242H133V244H132V256L134 257V260H133V262L131 261V259H129V257L130 256H126V257H123L121 260L122 261H120L119 262V264H142L143 263V261H144V259L142 258L143 256H141V254H140V252L141 253H143L144 254V251L142 250V251H140L141 250V246L139 247ZM189 245V244H188ZM220 245V244H219ZM218 245V246H219ZM232 245V244H231ZM260 245V246H261ZM264 245V244H263ZM33 246V245H32ZM110 246V245H109ZM121 246V245H120ZM138 246V247H137ZM147 246H149V245H147ZM146 246V247H147ZM222 246V245H221ZM257 246V245H256ZM28 247V246H27ZM33 247H35V246H33ZM41 247V246H40ZM39 247V248H40ZM205 247V246H204ZM237 247H238V245H237ZM249 247V246H248ZM3 248H1V250H2V252H1V250H0V261H2L3 259H7L5 256H4V251H3ZM88 248V249H87ZM200 248V247H199ZM226 248H227V246H226ZM242 248H244V247H242ZM251 248V247H250ZM261 248V247H260ZM259 248V249H260ZM15 249V248H14ZM91 250V252L89 253V254H87V256H85V257H83V259H81L82 261H80V262H75L74 261V256H76V258H79V255H81L85 250ZM110 249V248H109ZM203 249V248H202ZM208 249H210L209 247H208ZM29 250V249H28ZM149 250V249H148ZM199 250V249H198ZM204 250V249H203ZM245 250V249H244ZM126 251V250H125ZM187 251V250H186ZM220 251V250H219ZM261 251V250H260ZM13 252H15V251H13ZM131 252V251H130ZM228 252V251H227ZM264 252V251H263ZM104 253V252H103ZM118 253H121V250H120V248L119 247H117V246H115V245H111V249H110V251L109 252H107V253H105V254H102V255H100V256H97V257H99L98 258V260L94 263V264H113V263H117L116 262V258H115V254H118ZM129 253V252H128ZM244 253H246V252H244ZM244 253H243V255H244ZM249 253V252H248ZM256 253V252H255ZM259 253V252H258ZM19 253H15V254H13V256H11V258H10V261H12L14 264H20L18 261H19V255H18ZM148 254V253H147ZM190 254H192V253H190ZM221 254V253H220ZM46 255H49V254H46ZM83 255H85V253L83 254ZM126 255V254H125ZM193 255V254H192ZM241 255V254H240ZM252 255V254H251ZM260 255V254H259ZM258 255V256H259ZM27 256H28V254H27ZM152 256V255H151ZM165 256V255H164ZM188 256V255H187ZM211 256V255H210ZM249 256V255H248ZM247 256V257H248ZM257 256V255H256ZM262 256H264V255H262ZM96 257V258H97ZM146 257V256H145ZM167 257V256H166ZM177 257V256H176ZM192 257V256H191ZM190 257V258H191ZM223 257V256H222ZM231 257V256H230ZM38 257H36V259H37ZM152 258V257H151ZM229 258V257H228ZM43 259V258H42ZM185 259V258H184ZM188 259V258H187ZM251 259H253V257L251 258ZM146 260H148V259H146ZM164 260V259H163ZM171 260V259H170ZM178 260V259H177ZM191 260V259H190ZM232 260H234V259H232ZM231 260V261H232ZM243 260V259H242ZM247 260V259H246ZM250 260V259H249ZM9 261V262H10ZM180 261V260H179ZM200 261V260H199ZM210 261V260H209ZM220 261V260H219ZM258 261V260H257ZM5 263L7 262V261H4ZM38 262H41L42 263V260H36V264L38 263ZM186 262H188V261H186ZM250 262V261H249ZM254 262V261H253ZM253 262L251 263V264H253ZM258 262H260V261H258ZM89 263V262H88ZM145 263V262H144ZM163 263V262H162ZM166 263H167V261H166ZM185 263V262H184ZM223 263V262H222ZM0 264H1V262H0ZM29 264V263H28ZM44 264H45V262H44ZM145 264H147V263H145ZM164 264V263H163ZM170 264V263H169ZM173 264H174V262H173ZM221 264V263H220ZM241 264H244V262H242ZM264 264V263H263Z\"/></svg>", "mask_w": 264, "mask_h": 264}, {"label": "snow or ice", "instance_id": "snow-or-ice-1", "mask_svg": "<svg viewBox=\"0 0 264 264\" xmlns=\"http://www.w3.org/2000/svg\"><path fill=\"white\" fill-rule=\"evenodd\" d=\"M8 175H11V173H8ZM176 183H180V181H177ZM175 184H170V185H164L162 188H158L155 191H153L152 193H149L148 199L149 200H154L157 198V196L160 193L166 192L169 188L174 187Z\"/></svg>", "mask_w": 264, "mask_h": 264}]
</instances>
